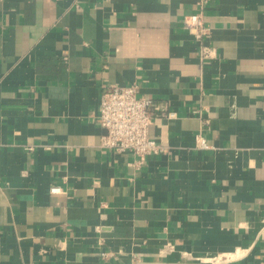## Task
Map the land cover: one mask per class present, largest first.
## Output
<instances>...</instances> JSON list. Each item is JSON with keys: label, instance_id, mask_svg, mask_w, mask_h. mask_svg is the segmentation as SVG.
<instances>
[{"label": "crops", "instance_id": "0c3cea01", "mask_svg": "<svg viewBox=\"0 0 264 264\" xmlns=\"http://www.w3.org/2000/svg\"><path fill=\"white\" fill-rule=\"evenodd\" d=\"M198 2L0 0V264H263L264 0H206L200 40ZM113 85L166 151L101 145Z\"/></svg>", "mask_w": 264, "mask_h": 264}, {"label": "built area", "instance_id": "2783aa9c", "mask_svg": "<svg viewBox=\"0 0 264 264\" xmlns=\"http://www.w3.org/2000/svg\"><path fill=\"white\" fill-rule=\"evenodd\" d=\"M201 10L186 18V26L195 32L200 40L206 35L210 27L204 20L203 7L206 0H199ZM202 56H211L212 50L202 45ZM161 107L152 98L139 94L137 86L113 85L106 88L100 98L99 124L106 133L102 136L101 145L116 152H129L137 158L136 164L145 163L154 154L166 151V146L150 136V128ZM167 118L175 117L174 112H162ZM197 146L200 149H210L208 140L197 135ZM59 192V187L52 188ZM264 264V261H263Z\"/></svg>", "mask_w": 264, "mask_h": 264}]
</instances>
